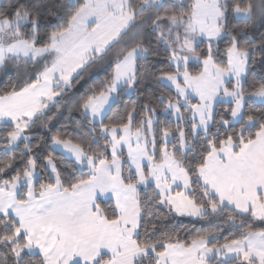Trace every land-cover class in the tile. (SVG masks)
I'll return each mask as SVG.
<instances>
[{"label":"snow or ice","instance_id":"obj_1","mask_svg":"<svg viewBox=\"0 0 264 264\" xmlns=\"http://www.w3.org/2000/svg\"><path fill=\"white\" fill-rule=\"evenodd\" d=\"M0 264H264V0H0Z\"/></svg>","mask_w":264,"mask_h":264},{"label":"trees","instance_id":"obj_2","mask_svg":"<svg viewBox=\"0 0 264 264\" xmlns=\"http://www.w3.org/2000/svg\"><path fill=\"white\" fill-rule=\"evenodd\" d=\"M46 2L54 6V5L58 4V3L64 2V0H46ZM150 87H151V85H149V84L145 85V88H150ZM130 99L133 100V101H137L138 100L137 96H135V95L131 96ZM139 99L142 100L143 96H141ZM185 223H187V221H185Z\"/></svg>","mask_w":264,"mask_h":264}]
</instances>
